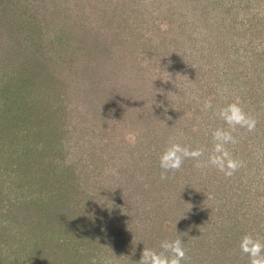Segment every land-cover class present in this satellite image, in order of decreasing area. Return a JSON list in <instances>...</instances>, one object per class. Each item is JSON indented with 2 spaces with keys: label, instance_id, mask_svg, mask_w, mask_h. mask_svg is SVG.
Here are the masks:
<instances>
[{
  "label": "rangeland",
  "instance_id": "374dc122",
  "mask_svg": "<svg viewBox=\"0 0 264 264\" xmlns=\"http://www.w3.org/2000/svg\"><path fill=\"white\" fill-rule=\"evenodd\" d=\"M210 100L213 108L202 111ZM239 100L232 177L182 169ZM264 240V0H0V264H249Z\"/></svg>",
  "mask_w": 264,
  "mask_h": 264
},
{
  "label": "clouds",
  "instance_id": "9594fccd",
  "mask_svg": "<svg viewBox=\"0 0 264 264\" xmlns=\"http://www.w3.org/2000/svg\"><path fill=\"white\" fill-rule=\"evenodd\" d=\"M213 108L210 100L203 103L202 111ZM226 125L227 128H217L212 132L213 148L211 154L205 157L202 148L190 149L180 143L172 142L162 152L159 158V166L162 169L160 179H169V173L175 175L182 169L186 159L194 160L195 168L203 170L209 166L216 168L225 177H232L239 169L245 166L244 161L233 158L229 151V145H236L239 141L234 133L237 129H245L253 132L258 121L249 115L239 100L227 104L225 107L214 112ZM160 251L144 248L138 264H182L188 261V256L181 238L164 240L160 243ZM239 249L249 258V264H264V240L247 233L242 236Z\"/></svg>",
  "mask_w": 264,
  "mask_h": 264
}]
</instances>
